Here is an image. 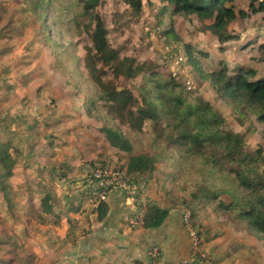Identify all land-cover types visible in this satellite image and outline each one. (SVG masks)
Listing matches in <instances>:
<instances>
[{"label": "trees", "instance_id": "1", "mask_svg": "<svg viewBox=\"0 0 264 264\" xmlns=\"http://www.w3.org/2000/svg\"><path fill=\"white\" fill-rule=\"evenodd\" d=\"M8 1L0 0V41L21 37L31 21L36 24L34 37L49 51L51 72L63 78L84 116L95 120L107 146L125 155L121 167L129 177L167 169L169 194L192 210V219L199 213L224 217L238 231L256 240L264 238V146L249 147L209 102L188 92L161 65L139 59L127 43L128 49L112 46L98 11L103 0H18V5ZM120 1L124 9L113 14L116 28L140 22L144 9L160 2L171 7V15L194 17L197 30L214 36L220 46L237 39L228 32L237 18L264 14V0H246L247 12L235 7L236 0ZM164 34L181 42L172 28ZM183 49L191 69H199L202 81L233 112L264 129V76L256 78L251 68L230 72L222 62L211 69L199 62L208 59L207 53L194 54L190 45ZM254 50L253 59L264 63V44ZM8 125L0 128V202L14 217L11 179L22 154L12 143ZM53 204L51 193L44 191L37 210L30 203L20 209V223L29 212L26 223L34 229L32 219L41 223L45 216L55 215ZM108 211L106 201L100 202L97 221H103ZM167 217V210L150 203L142 228L157 229ZM36 259L35 252L0 219V264H36Z\"/></svg>", "mask_w": 264, "mask_h": 264}, {"label": "crops", "instance_id": "2", "mask_svg": "<svg viewBox=\"0 0 264 264\" xmlns=\"http://www.w3.org/2000/svg\"><path fill=\"white\" fill-rule=\"evenodd\" d=\"M162 4L166 5L165 3ZM21 37L11 38V47L17 45L20 48ZM256 37L257 32H247L245 35L246 39L252 38L254 40ZM2 42L0 41V44ZM254 42H248L252 45L247 49H244L247 43L240 48L243 55H247L251 51L254 52V56L248 58L252 62H255L253 58L256 56L254 48L259 45V43L255 45ZM261 44H264V42H261ZM184 45L189 44L185 42ZM217 46L221 47L218 43ZM3 47L5 49L10 48L9 45L7 47L5 44H3ZM194 49H196L197 54L198 52L207 53L209 55L208 59H210L209 52L203 50L200 45H197ZM219 62L224 63L230 72L238 67L251 68L239 63L229 67L224 58H221L215 62L216 65L213 69L217 68ZM185 63H188L187 59ZM8 66V58L0 56V125L6 126L9 124V128H13L12 130L20 131V128L18 130V128L11 127V123L7 122V120L10 121L14 118L18 121L20 114L29 113L30 108H33L35 114L32 116L35 119L33 125L37 127L36 135L34 136V140L36 139L35 147L33 149V145H30L28 142L31 140V135L33 134L30 131L31 128H29L31 126L24 125L22 127L23 132L25 133L27 144L30 146H27L26 141H24L23 144H20V148H17L22 154L20 155V164L17 167L20 166L22 168L25 163L29 164L32 162L36 171L40 169V166L45 164L48 172L47 175L50 177L48 181L39 179L41 183H36L38 190L33 189L37 192H33V190L26 191L25 196L27 197L24 198L26 201L24 204L30 203L37 210L40 201L38 194H41L42 197L46 190L51 193L54 200V216H45L41 223H35V221L32 223L33 219L31 220V224L35 225L33 229L35 233L36 231H43V229L46 231L51 230L52 232L56 231L55 237L52 240H48V250L45 249L44 243L41 240L36 238L37 242H35L32 238L31 242H34L33 249L39 263L146 264L148 253L153 246L160 249L161 256L165 261L176 262L189 258L191 256V247L181 223V207L168 194L170 190L169 171L158 169L152 175L146 176L148 186L147 196L150 203L156 204L168 211V217L159 228L144 230L141 226L131 227L129 222L125 220V215L128 213L126 211H130L132 208L124 200L123 195L116 192L106 195L104 201H106L109 211L105 219L98 222L95 214L97 207L96 196L91 193L87 186H84L82 177L91 168L108 163V160L111 158V152L108 151L110 148L106 146L107 144L102 145V143L98 142L97 137L90 136L87 133L85 124L88 123L86 120L89 119L85 118L79 109L76 111L78 101L74 99V96L65 97V101L59 104L60 117L55 115V117L51 118L50 110H56L57 108L55 107V100L51 98L47 101V112L43 113V108L38 110L39 105H36L37 103L35 102L37 101L35 100L37 96L35 98L29 96L30 90L28 88L24 89L22 85L23 81H18V83L15 81L14 74L20 72V64L18 65L19 70L15 71L11 68V72H8V74L3 73L2 70L8 68ZM65 91L68 92V89L66 88ZM9 93H12L14 98L16 97L15 102L20 100L18 102L20 111L17 112L16 116L12 117L6 116L8 115L7 112L3 111V109H9ZM27 98L29 100L28 103H26ZM34 102L36 103L35 105L33 104ZM212 106L215 108L214 105ZM19 112L20 114H18ZM39 115L41 124L36 123L39 120L37 118ZM46 116L49 117V121L44 119ZM61 116L65 117V119H61ZM58 119L63 120L59 121L61 125L58 124ZM50 128L52 131V128H58V131L63 133V135L54 136L56 131L52 133ZM47 138H49V143ZM53 138L58 139L56 144L52 143ZM64 138L66 140H63ZM14 143H17V141L14 140ZM32 152L34 153L32 154ZM115 156L119 161H123L121 156L117 154ZM117 165L115 164L114 166ZM22 181L25 182L24 179ZM56 189L59 194L54 195ZM33 197L35 198L34 200ZM28 214L29 212L21 219L20 229H22L23 234H27L30 228L28 223H26ZM198 215L195 218L199 217L198 234L201 239V250L208 257L209 262L211 264H244L241 260L242 250H237L234 247V243L241 246L247 239L254 238L233 228L227 220L224 222L214 219L212 216ZM230 233L233 236H230ZM40 248L44 249L43 252ZM247 262L251 261L248 260Z\"/></svg>", "mask_w": 264, "mask_h": 264}, {"label": "rangeland", "instance_id": "3", "mask_svg": "<svg viewBox=\"0 0 264 264\" xmlns=\"http://www.w3.org/2000/svg\"><path fill=\"white\" fill-rule=\"evenodd\" d=\"M8 2L14 5L19 4L18 0H10ZM235 7L237 9H242L244 12H247L249 7L248 1L236 0ZM123 9L124 6L122 5L120 0H103L102 4L98 8V11L103 17L105 24H107V27L109 28V40L111 45L114 47L120 45L128 49V47L124 45L125 43H127V45L129 44V46H131L136 51L139 59L146 58L152 61L153 63L160 64L169 73L168 63H170V59L173 54H182L184 57V61L186 60L183 45L185 42H187L191 46V50L194 54H197L196 49H194L197 45H200L203 50L209 52L210 59H207L205 61L200 60V63L202 65L210 67L212 66L211 69H213V67L216 65L215 62L219 61L221 58H224L229 67L237 63L245 64L246 66H250L251 68H253V70L256 72V78L259 79L263 77L264 64L248 60L249 57L254 56V52L251 51L247 55H243L240 48L242 45L248 42L255 41V45L264 42V14H253L246 19L237 18L228 27V32L231 35L236 36L237 39H235L232 43H226L225 45L219 48L217 46L216 39L212 35H210L209 33H202L197 30L198 25L194 17L184 19L178 16L171 15V7H168L167 5H164L160 2H155L152 7H150V9H144L143 16L141 17L140 22L132 23L129 27L131 29H121L122 27L116 28L113 23V14L117 11H123ZM170 28H172V30L177 34V37L181 39V42H178L176 40H169L166 38L164 33ZM35 30L36 24L31 21L28 29L23 32L24 36L20 38V48L17 47V45L15 47H11L12 45L10 40L6 39V42L3 41L0 44V56L8 58L9 72H11V68H13L12 70L15 71L19 70L18 65L20 64V72H16L14 74L15 81H17V83L18 81H23L22 85L24 86V89L28 88L30 90L29 96H33L34 98L37 96V98L35 99L37 100L35 101L37 104L35 102L33 104L39 105L38 110L40 108H43V113L47 112V101L53 98L55 100V107L57 108L56 110H50V117H55V115L60 117L59 104L65 101V97L70 96L69 88L64 85L63 78L59 77L58 75H54L51 72L49 67V64L51 62L49 51L41 46L39 39L34 37ZM150 30H157V34H155L153 38H151L148 34ZM247 32H257V37L254 40L252 38L246 39L245 35ZM29 42L30 44H28ZM3 44H5L7 47L9 45L10 48L5 49L3 47ZM79 51H81V53L83 52L81 48L79 49ZM170 51L172 52L169 53ZM182 67L184 68V75H182L183 77H176V79L179 80L182 85H184V80L192 81L194 89H190V92L200 94L204 100L209 103L211 102L212 104H210L215 106V109L222 115V117L228 120L232 130L238 133L242 138L246 140L249 147L256 148L258 146H264V129L261 128L259 124L251 120L242 119L240 115L233 112L227 106V104L216 95L214 90L207 83H204L202 81V79L200 78L201 74L198 68L196 72H192L191 67L188 63L183 64ZM66 88L68 89V92L65 91ZM118 89H121V87H119ZM63 94H65V96H63ZM12 95V93H9V109H3V111H5V113L7 112L8 114L6 116L11 117L16 116L17 112L20 111V106L18 103L20 102V100L15 102L16 97L14 98ZM74 99L77 101L76 97H74ZM26 101V103L29 102L28 98ZM78 109L79 108L77 106L76 111ZM18 114H20V112ZM34 115L35 114L33 112V108H30L29 113L20 114V119L15 122L17 125L7 120V122L11 123V127L18 128V130L20 128V131H16L15 129L11 131L12 140L17 141V143L13 144L16 148H20V144H23L24 141H26L27 144V140L24 135L25 133L23 132L22 127L24 125H29L31 126L29 128H31L30 131L33 133V136L31 135L32 138L28 142L30 145H33L34 149L36 142V139L34 140V136L36 135L37 129V127L33 125L35 119L32 118V116ZM28 116L30 117L27 118ZM37 118H39V120L36 121V123L38 122L39 124H41L40 115L37 116ZM44 119H47L49 121L48 116H46ZM61 119H65V117L61 116ZM61 119H58L59 125H61L59 121H63ZM86 121H88V123L85 124L87 128V133H89L90 136L97 137V141L102 143V145H106L105 140L97 131L98 125L95 120L89 119ZM45 127L47 130H49L47 126ZM0 128H3V125H0ZM52 129L54 132L56 131L54 133L50 128L51 132L54 133V136L63 135V133H60L58 131V128ZM48 139L49 138H47V141ZM57 140L58 139L53 138L52 143L56 144ZM63 140H66V138H64ZM30 145L27 144V146ZM108 151L111 152V158L110 160H108V163H110L109 165L114 166L115 164H119L117 166L123 167L124 165L122 164H125L126 161L125 155L112 149H108ZM33 153L34 152H32V154ZM115 154L121 156L123 158V161H119ZM34 168V164L30 162L29 164L25 163L22 168H20L19 166L15 169L13 178L11 179V184L14 190L13 201L16 208V213L14 217H12L7 212L6 207L3 205V203L0 202V219L3 221L4 225L9 230L13 231L21 239V241L25 243L28 247H30L33 251L34 242H31L32 238L35 240V242H37L36 238L41 240L44 243L45 249L48 250V240H52V238L55 237L56 231L52 232L50 229H47L50 231H46L45 229H43V231H36L35 233V230L29 228L28 233L23 234L22 229H20V209H23L25 207L24 203L26 201L24 200V198L27 197L25 196L26 191L29 192L33 189L38 190V188L36 187V183H41V181H39L40 178L43 181H48L50 179V177L47 175L48 172L47 168L45 167V164L43 166H40L39 170L35 171ZM23 179L25 180V182L22 181ZM170 180L171 176H169V181ZM33 192L37 191L33 190ZM56 194H59L57 189L54 195ZM38 195L41 198V194ZM170 198H173L177 202V200L171 195ZM34 199L35 198L33 197V200ZM190 212H192V210ZM199 214L202 216H211L210 214L206 213ZM212 218L214 217L212 216ZM214 219L222 220L224 222L226 220L228 221V219L224 217ZM34 221L35 220H33L32 223ZM191 221L193 227L198 232L199 217L194 219L191 218ZM230 225L229 227H231ZM231 233L230 236H233V234ZM225 237L227 238V236ZM250 242L252 243L250 244ZM234 245L237 250H242L241 260L244 262V264H264L263 237L259 236L258 240H254L252 238L247 239L246 242L243 243L241 246H238L239 244L236 245V243H234ZM40 250L43 252L44 249L40 248ZM248 260H250L251 262H247ZM36 264L41 263H39V261L36 259Z\"/></svg>", "mask_w": 264, "mask_h": 264}, {"label": "built area", "instance_id": "4", "mask_svg": "<svg viewBox=\"0 0 264 264\" xmlns=\"http://www.w3.org/2000/svg\"><path fill=\"white\" fill-rule=\"evenodd\" d=\"M148 34L153 38L157 34V30H150ZM175 54L171 56L170 63H168L169 74L174 78L177 76L183 77L184 68L182 66L185 64L184 57L182 54ZM183 86L187 91L194 89L192 82L189 80H184ZM82 183L96 196L97 205L100 202H104L106 195L111 192L123 195L124 200L132 208L130 211H126L128 213L125 215V220L129 222L131 227H142L143 216L146 208L150 204L147 196L148 186L146 175L129 177L122 167L106 163L91 168L83 175ZM180 211L183 230L190 242L191 256L176 262H168L162 258L160 249L153 246L148 253V261L146 264H211L206 254L201 250V239L193 227L190 211L184 207H181Z\"/></svg>", "mask_w": 264, "mask_h": 264}, {"label": "water", "instance_id": "5", "mask_svg": "<svg viewBox=\"0 0 264 264\" xmlns=\"http://www.w3.org/2000/svg\"><path fill=\"white\" fill-rule=\"evenodd\" d=\"M118 90H120V89H118Z\"/></svg>", "mask_w": 264, "mask_h": 264}]
</instances>
